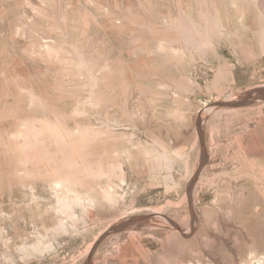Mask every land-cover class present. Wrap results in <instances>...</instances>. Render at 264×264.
<instances>
[{"label":"rangeland","instance_id":"374dc122","mask_svg":"<svg viewBox=\"0 0 264 264\" xmlns=\"http://www.w3.org/2000/svg\"><path fill=\"white\" fill-rule=\"evenodd\" d=\"M0 264H264V0H0Z\"/></svg>","mask_w":264,"mask_h":264}]
</instances>
